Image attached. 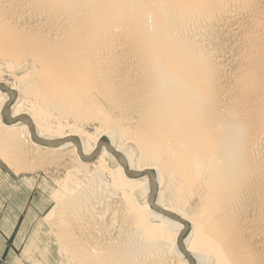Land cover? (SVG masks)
<instances>
[{
    "label": "bare ground",
    "instance_id": "bare-ground-1",
    "mask_svg": "<svg viewBox=\"0 0 264 264\" xmlns=\"http://www.w3.org/2000/svg\"><path fill=\"white\" fill-rule=\"evenodd\" d=\"M0 63V158L66 170L54 262L264 264V0H0Z\"/></svg>",
    "mask_w": 264,
    "mask_h": 264
},
{
    "label": "rangeland",
    "instance_id": "rangeland-1",
    "mask_svg": "<svg viewBox=\"0 0 264 264\" xmlns=\"http://www.w3.org/2000/svg\"><path fill=\"white\" fill-rule=\"evenodd\" d=\"M6 74L9 76L10 72L4 68V64L0 63V75L2 76H0V83L2 87L8 89L11 88L12 85H15V83L14 80ZM19 76L20 74L17 75V77ZM5 95L6 93L4 90L0 89V101L1 99L3 102L5 100L7 101L6 104H1V101L0 106L4 107L7 105L6 108L8 110L6 117L0 113L2 123L10 127L14 125H17L16 127L23 125L18 120L13 123L8 122V118L17 110L30 111L31 108L29 103L23 100V97L18 93L16 88L13 99L8 100L9 98ZM27 119L30 121L28 117ZM58 122V119H50L42 121L40 124L42 125L41 128L43 131H68L70 128L69 125L63 124L64 126L61 127ZM31 126L33 133H35L36 131H34L35 128L33 124ZM84 130L86 134L100 139L101 142L106 144L109 143L106 135L102 133V127L96 123L87 124ZM75 138L78 144L85 140L82 135H78ZM123 146L124 149L127 148L134 151V147L129 141H127V143L126 141L123 142ZM40 149H46V147L41 145ZM68 149L72 150L73 145L70 144ZM99 156L98 154L92 158V160H89L86 165L91 164V168L94 166L97 168L100 165ZM134 158L136 159V155L132 156V161L134 160L133 162H136ZM108 164L111 170L116 167L115 164L112 163V165L111 162ZM66 165H70L69 161H67ZM65 176L66 170H56L53 168H45L43 170L40 168L38 170L36 169V171L33 169V171L26 170L16 172L0 158V264H57V262H54L56 261V252L51 251V253H44V247H42L43 242H41L40 238L47 224L46 217L53 208V202H50L52 201L51 195L57 192V187H60L62 184V182H59L62 178L61 181L65 182ZM142 177L143 176L137 179H141ZM59 183L60 185H58ZM160 188L157 187L156 191ZM144 199L145 197H142V194L138 197L139 205L144 203ZM188 232L189 229L185 232L183 239L188 235Z\"/></svg>",
    "mask_w": 264,
    "mask_h": 264
},
{
    "label": "water",
    "instance_id": "water-1",
    "mask_svg": "<svg viewBox=\"0 0 264 264\" xmlns=\"http://www.w3.org/2000/svg\"><path fill=\"white\" fill-rule=\"evenodd\" d=\"M8 122H11V121H8Z\"/></svg>",
    "mask_w": 264,
    "mask_h": 264
}]
</instances>
